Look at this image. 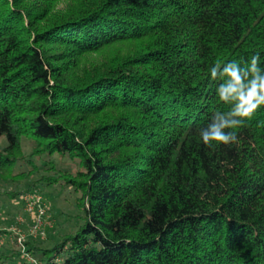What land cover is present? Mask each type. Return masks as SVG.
Masks as SVG:
<instances>
[{"label": "trees", "instance_id": "trees-1", "mask_svg": "<svg viewBox=\"0 0 264 264\" xmlns=\"http://www.w3.org/2000/svg\"><path fill=\"white\" fill-rule=\"evenodd\" d=\"M257 52L264 0H0V186L82 212L39 260L264 264V105L237 143L199 138L230 109L210 68Z\"/></svg>", "mask_w": 264, "mask_h": 264}, {"label": "rangeland", "instance_id": "rangeland-1", "mask_svg": "<svg viewBox=\"0 0 264 264\" xmlns=\"http://www.w3.org/2000/svg\"><path fill=\"white\" fill-rule=\"evenodd\" d=\"M4 144L5 140L0 139V147ZM31 147L32 143L23 139L24 154H29ZM62 166L73 168L65 160ZM25 167L22 166L21 171H25ZM42 173L47 174L44 171ZM2 176L6 177V174ZM37 177L39 175L34 176L33 179ZM13 184L7 182L0 186V264H43V261L39 260L41 249H51L60 244L63 236L75 231L83 221L82 212L77 206L78 193L72 187L61 183L38 186L40 190L38 195L42 196L47 210L40 215L44 217L41 221L44 236H41L31 234L30 230L37 214L26 209V203L23 201L24 193L12 197V189L16 190L14 189L16 185ZM21 185L23 188V182Z\"/></svg>", "mask_w": 264, "mask_h": 264}, {"label": "clouds", "instance_id": "clouds-1", "mask_svg": "<svg viewBox=\"0 0 264 264\" xmlns=\"http://www.w3.org/2000/svg\"><path fill=\"white\" fill-rule=\"evenodd\" d=\"M209 71L211 80L217 82V97L230 109L214 112L209 123L199 130V138L207 147H213V142L235 144L238 141L235 129L264 105V67L260 54L252 55L243 66L235 60L217 62Z\"/></svg>", "mask_w": 264, "mask_h": 264}, {"label": "built area", "instance_id": "built-area-1", "mask_svg": "<svg viewBox=\"0 0 264 264\" xmlns=\"http://www.w3.org/2000/svg\"><path fill=\"white\" fill-rule=\"evenodd\" d=\"M23 201L26 203V209H28L30 212H34L37 214V216H35L34 220V225L32 226L30 232L31 234H35V235H43V228H41V221L42 219L44 220L42 215L43 213H45L44 210H46V207L44 206L43 203V198L41 195H38L37 193H27L25 194V196H23ZM41 229V230H40ZM44 236V235H43ZM18 243H20V240L18 241Z\"/></svg>", "mask_w": 264, "mask_h": 264}]
</instances>
